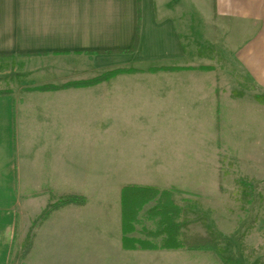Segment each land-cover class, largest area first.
Wrapping results in <instances>:
<instances>
[{
	"label": "crops",
	"instance_id": "1",
	"mask_svg": "<svg viewBox=\"0 0 264 264\" xmlns=\"http://www.w3.org/2000/svg\"><path fill=\"white\" fill-rule=\"evenodd\" d=\"M195 2L0 0V57L52 54L63 58L66 71L136 70L124 74V80L144 77L146 64L155 62L160 66L154 73L161 79L196 85L194 66L183 64L187 54L179 27L184 14L195 12ZM214 10L257 26L258 33L239 46L237 57L264 88V0H214ZM139 28L137 50L119 52L133 48ZM172 66L181 69H162ZM163 83L57 90L38 88L37 83L0 94V264H9L21 223L27 216H40L52 194L89 191L94 199L101 175L112 185L120 180L173 185L184 180L176 170L180 160H190L195 167L194 159L212 158L211 127L219 88ZM203 107L211 111L208 122L207 114L192 111ZM191 126L196 127V137L172 136L174 128ZM118 176L124 178L117 182ZM73 233L70 253L80 252L82 231Z\"/></svg>",
	"mask_w": 264,
	"mask_h": 264
},
{
	"label": "rangeland",
	"instance_id": "2",
	"mask_svg": "<svg viewBox=\"0 0 264 264\" xmlns=\"http://www.w3.org/2000/svg\"><path fill=\"white\" fill-rule=\"evenodd\" d=\"M194 7V13L182 16L179 27L187 54L183 64L194 66L198 74L194 79L196 85H178L172 78L161 79V74L157 76L151 71L160 66L155 62L146 64L144 77L124 80V74L129 72L107 75L123 68H100L94 73L66 71L63 58L52 54H7L0 57V90L10 92L13 87L40 83L38 88L57 90L106 76L97 84L154 87L164 81L163 85L219 88L218 110L214 112L213 108L215 120L211 127L212 158L194 159L195 167L190 160L182 159L176 170L183 181L161 184L162 187L153 185L171 191L175 203L182 208L185 232L193 237L211 238L218 253L161 247L163 237L149 235L159 228V218L148 214L156 200L140 210L135 230L129 236L150 240L157 249L125 250L122 191L133 183L118 182L124 178L118 176V183L112 185L108 184V177L101 175L96 198H91L89 191H63V196L52 194L40 216L34 220L27 216L20 225L9 264H264V88L237 57L239 46L258 33L257 26L250 20L218 15L214 0H196ZM192 111L200 116L204 112V118L210 121L208 107ZM192 127L174 128L172 136L196 137V127ZM70 196L84 197L86 202L63 205ZM75 231H82L78 240V247L82 248L70 253ZM93 243L97 245L93 247ZM63 247L70 248L69 252L64 253ZM93 248L100 253L93 252Z\"/></svg>",
	"mask_w": 264,
	"mask_h": 264
},
{
	"label": "trees",
	"instance_id": "3",
	"mask_svg": "<svg viewBox=\"0 0 264 264\" xmlns=\"http://www.w3.org/2000/svg\"><path fill=\"white\" fill-rule=\"evenodd\" d=\"M140 28L137 34L135 44L130 50H121L119 52H134L139 46ZM7 55V54H4ZM153 68L151 71H156ZM165 70H177L179 67L163 68ZM117 72H136L135 69H117L108 72L109 77ZM101 77L90 80L85 83H71L64 86H79L85 84H97L108 78ZM9 91L0 90V94H6ZM70 200L64 202L82 205L86 202L84 197L70 196ZM156 200V205L148 210V214L152 217L159 218V228L156 231L149 232L152 237L162 236V246L167 249L187 248L189 250H203L205 252L218 253L217 246L214 241L207 236H189L185 231V223L181 220L182 208L179 207L174 199L171 191L160 189L153 185L130 184L123 188L122 191V229H123V245L128 249L156 248L155 244L150 240L137 239L129 236L134 232L140 210L150 201ZM212 243V244H211Z\"/></svg>",
	"mask_w": 264,
	"mask_h": 264
}]
</instances>
